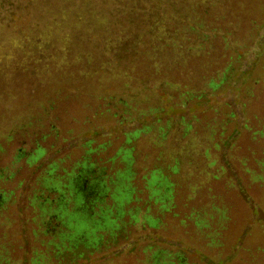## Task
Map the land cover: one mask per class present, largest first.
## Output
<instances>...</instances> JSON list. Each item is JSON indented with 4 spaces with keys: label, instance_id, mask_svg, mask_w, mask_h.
Returning a JSON list of instances; mask_svg holds the SVG:
<instances>
[{
    "label": "rangeland",
    "instance_id": "obj_1",
    "mask_svg": "<svg viewBox=\"0 0 264 264\" xmlns=\"http://www.w3.org/2000/svg\"><path fill=\"white\" fill-rule=\"evenodd\" d=\"M113 8L112 0H50L48 6L42 0H0V174L6 178L0 180V191L12 192L0 200V264H264V180H253L254 175H264L259 163L264 136L256 134L264 132V57L257 53L259 48L242 62L247 66L241 70L248 71H242L226 93L210 98L209 107L170 112L150 132L125 145L132 148L135 174L132 179L131 168L125 172L115 199L120 204L130 200L124 187L131 180L138 201L125 206L133 214L118 218L123 226L113 223L110 212L63 210L58 217L62 224L51 219L52 229L42 233L40 222L48 214L54 218L50 211L54 205L42 211L34 197L43 192L52 201L55 191H44L41 172L36 170L39 164L60 159L53 175L64 177L61 182L68 186L69 173L83 169L89 140L91 149L106 144L88 156L89 162L104 167L105 174L112 175L126 163L108 161L130 128H117L116 118L98 113L108 94L123 93L130 107L142 110L160 98L150 91L158 78L174 89L191 86L189 78L175 70H159L157 76L140 61L131 65L120 61L108 73L94 71L97 42L111 38L103 28L112 24L108 12ZM223 8L224 4L218 5L220 11ZM233 16L234 37L244 43L264 23V0H243ZM40 51L50 56L53 66L28 68L26 64ZM68 75L73 77L70 82L64 80ZM88 75L115 76L128 85L82 82L90 79ZM237 103L244 105L243 113ZM227 108L235 113L229 124H225ZM51 121L58 136L46 139L51 146L47 153L34 161L24 157L12 162L20 135ZM243 122L249 130L230 139L227 147L214 145L229 135L235 123ZM220 127H224L221 136ZM159 128L167 131L164 139H157ZM153 165L172 184L168 211L158 213L151 203L143 204ZM54 182L51 178L48 184ZM156 182L166 185L159 176L151 180L152 185ZM81 200L76 205H82ZM145 213L158 219L157 225L148 219L156 226L144 221ZM67 240L76 245L69 253Z\"/></svg>",
    "mask_w": 264,
    "mask_h": 264
},
{
    "label": "trees",
    "instance_id": "obj_2",
    "mask_svg": "<svg viewBox=\"0 0 264 264\" xmlns=\"http://www.w3.org/2000/svg\"><path fill=\"white\" fill-rule=\"evenodd\" d=\"M178 1L112 0L114 8L108 12L113 18L112 24L110 27L103 28V33H109L111 38H107L105 41H102L101 38L97 42L95 49L98 52V62L94 66V71L99 70L102 73H108L110 68H116L120 61H126L128 65L140 61L144 68H152L153 73L157 76L161 74L159 70L162 72L175 70L185 78H189L187 85L191 86L174 89L167 86L171 84L166 82L165 79L158 78L154 80V85L157 86L154 89H150V91H153L155 95L160 94V98L157 99L156 104L147 106L142 110L130 107L124 101L123 93L108 94L106 102L98 109V113H109L116 118L117 128H122L126 125L130 126L129 130L124 133V144L119 146L108 161L113 162L122 159L126 163L112 175L105 174L104 167H98L93 162H89L88 156L90 153L96 152L98 148H104L106 144L103 143L91 149L89 147L91 141L89 140L85 143L87 150L81 162L83 169L77 170L75 173L72 171L69 173L70 175L66 180L68 181V186L61 182L65 180L64 177L53 175L60 159L46 166L39 164L36 170L41 172L40 180L44 183V191L47 193L55 191L52 201H49L47 197L44 198L43 192L38 197H34L36 207L42 211L49 210L46 206L54 205L53 209L50 210L54 218L51 217V214H48L46 219L40 222L42 233H49L50 229H52L53 226L50 225L51 219L62 224L58 217L63 210L69 214L86 211L89 214L104 215L110 212L113 223L117 226H123L124 223H121L118 218L122 214L128 216L133 214L132 209H125V206L129 202L138 201L131 180L128 184L125 182L126 187H124L129 194L130 200L125 204H120L115 199L116 193L120 188V182L124 181L122 179L123 175L126 171L132 170L131 165L134 162L132 148L125 147V145L127 146L131 139L150 132L151 129H154V125L159 122L160 117L170 112L193 111L196 108L209 107L210 98L220 93H226L232 88V84L235 83L238 75L242 71H248V69L241 70L247 66L246 62L244 64L242 62L244 59L249 61L251 55L255 54V49L259 48L260 51L257 53L264 57V23H261L253 34L249 33L244 43H238L234 37L235 23L231 21L234 20L233 11L235 7L242 4L243 0ZM42 2L43 5L46 4L48 6L50 0H42ZM193 4V9H189L190 5ZM219 4H224L223 11L218 9ZM44 52H47V48ZM49 60L50 56L44 55L40 51L38 56L27 63L26 66L31 69L51 68L53 63ZM88 76L90 79L84 78L82 82L89 83L90 81L96 83V85H109L108 83L110 82L128 85L127 81H120L115 76L105 77L104 79H92L90 75ZM71 78L73 77L68 75L64 80L70 82ZM181 80L183 81V79ZM161 98L164 101V105L161 104ZM236 106H239L243 113L244 105L237 103ZM234 117L235 113L232 109L227 108L225 124H229ZM184 127L185 129L189 128L185 125ZM36 128L38 133L34 132ZM249 129L244 122L241 125L235 123L229 135L223 140H217L214 145L216 147H227L230 139L239 135L242 130L246 131ZM159 131L161 134L157 139H164L167 131H163L162 128H159ZM223 132L224 127H220L219 136ZM28 133H31L32 137H29ZM184 133L185 130L183 131ZM23 134L24 136L20 135L18 145L11 156L12 162H17L24 157L32 161L42 157L51 148V146L47 147L45 144L46 139L50 135L58 136L57 129L52 121L46 125L40 123ZM256 134L264 136L263 131H258ZM8 139L11 140V137H8ZM155 161H157V158H155ZM259 163L264 167V157ZM78 165L79 163L76 162L74 167ZM176 166L177 161L172 167L173 171H175ZM149 173L150 179L146 185L148 194L143 204L151 203L153 207L155 206L158 213L168 211L172 184L161 176V170L154 167V165ZM132 174L131 178L133 179L135 174L133 170ZM156 176H159L166 185H162L161 182H156L152 185L151 180ZM51 178L55 180L52 185L48 184ZM2 179L5 180L6 178L0 174V180ZM253 180L262 181L264 180V175H254ZM11 194L12 192L5 193L0 191V200L7 199ZM80 198L82 199V205L79 206L76 204ZM134 210L137 212V209ZM146 212H148L147 208ZM148 219L156 221L157 225L158 219L145 213L144 221L148 222ZM116 220H118V224ZM99 223L102 225L101 220ZM149 224L156 226L151 222ZM63 235L66 237L68 234L64 232ZM67 242V252L71 248L76 247L71 241L67 240ZM54 247L58 248L55 244ZM86 248L84 247L83 249ZM78 256L80 257L81 254Z\"/></svg>",
    "mask_w": 264,
    "mask_h": 264
}]
</instances>
